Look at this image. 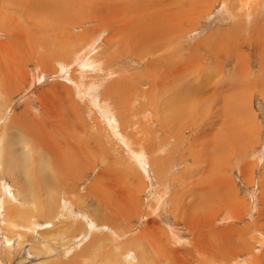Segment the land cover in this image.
<instances>
[{"label":"rangeland","instance_id":"rangeland-1","mask_svg":"<svg viewBox=\"0 0 264 264\" xmlns=\"http://www.w3.org/2000/svg\"><path fill=\"white\" fill-rule=\"evenodd\" d=\"M51 1L54 2V0ZM71 1L74 2V0ZM150 2H154V0H151ZM249 2L252 3L253 0H249ZM173 3L176 6H179V4L175 2ZM205 3L207 7L209 6L208 8L205 7L203 3H199L197 6H195L196 9L201 11V14H197V18L194 17V21H192L193 25L194 26L196 25V28L192 31V33L190 34V38L187 41V43L189 42L190 45L184 43L185 45L183 47L181 46V43H183L184 40L178 41L175 40L173 37L169 38L167 36L166 41L169 40L171 47H173V48L170 47L171 53L175 55V57L184 56V58L181 61V64L187 66V69L189 70V72H187L188 70L186 69L185 71L186 73L184 72L177 74L176 78L178 80H176L173 87H170L167 83H165V80L163 81L159 78L158 75L159 71L163 70V67L162 65H159L154 61L156 57L153 58L151 56H147V58H144V56H146L145 53L146 46L150 44L149 42H147L148 44L146 43V44L134 45L135 48L132 47V45H126L125 47L121 46L120 47L121 49L118 47L120 50L117 48V46L116 47L113 46L112 48L109 49L107 48V41L108 42L111 41V36L113 32L112 31L110 32V30L108 29V32L106 34L102 33L101 35L103 36H99L101 39L99 41L100 45L96 44V46L98 47H95L93 54L90 55L89 58H92V56L95 55L94 61L96 63L101 62L104 66V62H105L103 61L104 55L102 56L101 53H104L105 51L108 50V53L106 54H110L111 56H114L113 58L116 60V62L119 63L117 68L118 70L117 69L116 70L122 76H124L125 74L126 75H125V80L124 81L121 80L123 81L122 82L123 84L118 85L112 82L118 80L119 78L118 74H114L111 77V79H109L106 83L105 82L100 83V80L96 81L94 77L95 75H98L97 66L95 65L89 66L87 67V70H77V67L75 66V59H77L82 53L76 50L78 46L77 45L78 41L80 42V39H82V37L84 36H88L89 38H92L93 35H91L90 37L88 33L91 32L94 28L101 31L100 22L92 23L89 21L90 17H88L87 20L83 21V23L85 22V24H82V26H79V28L77 27L76 29H71L69 27V29H67L65 26H61V28H64L63 30H60L55 33H51L49 32L48 29L45 30L43 28L44 24L46 25L50 24L48 20L42 21L43 22L42 24L41 23L36 24L35 22L32 23L28 21V19L31 18L26 16V14L24 13L25 11H20L15 8H9L7 10L9 12L12 11L13 13L11 12L10 14H8L9 19L3 24L2 28L0 27V42H4L6 40V36H7L6 30L13 29L14 37H18L22 45L19 48L18 54L16 56L17 64H15L14 59L8 56L9 54L5 53V58L1 59L0 68L1 66L3 67V70L5 71L6 77L8 79L18 82L22 92H20L21 94L18 93L19 95L16 94L15 96H13L12 101L9 102H8L9 96L6 93L0 94V200H2L0 201V208H1L0 224L5 225L8 220L9 225L14 226L15 224H17L18 225L17 228L20 230L13 231V233L10 234L9 232H6L4 228L5 226L0 225V227L2 226L1 227L2 229H0V264H56V263L70 264V260L74 261L72 262V264L73 263L78 264V261L79 264H95L97 261L107 262L105 264H120V263L125 264L123 262H125L126 260L127 261L132 260L134 262L138 261L139 264H143L144 261L146 260L148 262L145 261L146 263L144 264H155L153 261L152 251L149 247L146 246L149 245L148 240L146 241V238L149 236L155 238L158 237L163 241L165 245H167V247L171 248L172 245H169L170 244L169 240L172 239L170 238L168 226L173 225L183 229V231L177 229L178 234L182 238L181 240H183L184 237L183 234H187L186 225L181 226L182 223L180 217L181 211L180 209L178 210L179 207L175 211V209H173L172 204H174V200L178 201V198L180 197L179 195H181L183 191H185L188 187H190L189 183H191L192 180L194 182L199 181L200 183H202V177L204 175L210 177H206V176H205L206 178L204 177L205 180H207L206 182L208 188L206 189V191H203L201 193L203 194L204 197V198L202 197V200H205L207 207H204L202 210L203 213L208 216H212V215L218 216V218L215 221V224L212 222V225L214 224L216 227L220 226V228H225L226 226L231 224V226L233 227L236 226L234 228H237V230L241 228L249 227L248 228L249 233L258 235L259 237L264 235V234L259 235L260 233L258 234L257 232L260 231H257V229L255 228L256 226L254 223L257 215L255 214L253 215V217H250L248 215L249 212L248 211L247 213L245 212V209L248 210L249 207L253 209L256 208L257 210L259 206L261 208L262 207L261 199L264 197V181L262 174V172L264 171V65H262V63L264 64V32H263L264 27L261 25L262 23H264L263 21L264 15L259 16L260 12L256 7L244 8L245 13L243 14V11L241 10L243 5L242 6L240 5V0L239 1L238 0H205ZM261 3H264V0L263 1L261 0L260 4ZM141 4L142 3L140 1L138 5L140 6ZM135 5L136 4L132 2L131 6L129 7H134ZM13 6H15L14 3ZM37 9L39 11L38 6ZM86 10L88 14L90 13L89 14L90 16L95 12V11L92 12L90 7H87ZM1 12L4 11L3 8L0 6V13ZM171 12L175 14L174 9L171 10ZM248 12L252 13L253 16L252 17L250 16V18L252 19L247 23V21L250 18H244V16ZM95 14L97 15V13ZM259 17H261L260 20ZM72 18H74V16ZM14 19L16 21H14ZM63 22L73 26V22H71L70 20L69 21L62 20V23ZM250 22H252L253 24H257V25H252V23L250 24L252 27L253 26L257 27V29L255 27V31L253 33H252L253 30H251L252 27L249 25ZM241 23L244 25H242ZM258 23L260 24V26ZM247 25L248 27H246ZM239 27H240V31H239ZM236 29L238 30L236 31ZM258 29H262V30L258 31ZM256 30L258 32H256ZM44 31H46L47 35L43 37L40 34L43 33ZM241 32L243 33L241 34ZM246 32L247 33L249 32L248 34L251 33V35H247ZM260 33L262 34L260 35ZM225 34L227 35V37H224L226 36ZM255 34H257V36ZM106 35H109V37L104 39ZM258 35L261 38H259ZM59 36H62L64 39H66L67 52L65 54H49L47 52V46L53 45L56 38ZM207 37H210V39ZM205 38H207L206 40L207 42L205 43V45L207 44V47L205 45L200 46L201 47L199 50L200 52L198 50H193L192 46L197 42L203 41ZM113 39H115V37ZM252 40L255 41L253 42ZM238 41L242 42L243 46L237 45ZM90 43L93 42L87 41L84 44H90ZM217 43H218V48L215 47ZM246 43L248 44V46L246 45ZM254 43L256 44L257 47L254 46L253 48ZM177 46L179 47L178 49ZM239 47L241 48L239 49ZM242 47H243V51H242ZM131 48L133 50H131ZM221 48H222V52H221ZM223 48L226 50L230 48L231 50H229V52L227 51V53H224L225 50ZM128 49L130 51H128ZM140 49L142 53L141 52L139 53ZM191 49L194 52H192ZM205 49L207 50L209 49V50L207 51ZM64 50L65 49H61V51ZM189 50L191 51V53ZM238 51L240 53H238ZM249 51H253L252 54H250L251 57L249 56ZM167 53L169 52L167 51L164 52V55L166 56ZM179 53L181 54L180 56H178ZM197 53L199 54L196 55ZM215 53L217 57L220 58L217 59ZM226 54L228 57L226 56ZM40 55L44 57L42 63L46 65L45 68H42L37 63V59ZM55 55H57V57H55ZM229 56H231L232 58ZM206 57H208L209 62L207 61V59H206L207 62H205ZM151 58L152 60H150ZM199 58L200 61L197 60ZM95 59L101 61L97 62ZM132 59L136 61L139 60L138 62L141 64L139 65L136 61L133 62ZM221 59L224 62H220ZM248 59L249 61L247 62ZM146 60L148 61V63H146ZM164 60H166L165 57ZM153 62L155 67L152 66L151 67L152 70H151L150 66L152 65ZM143 63L145 64L143 65ZM222 63H225L224 66ZM196 64L197 66L200 65L201 68H198V71L194 69L195 70L194 73V71L192 70L193 68L192 67L190 68L189 66L192 65L195 68ZM204 64H205V68H207V71L206 69L205 71H202V69L204 70ZM237 65L239 66V68ZM145 66L146 67L148 66L149 69L145 68ZM214 66H216V68H213ZM119 67L125 70L123 69L121 70L119 69ZM140 67L142 68V70ZM157 67L158 68L160 67L159 70H157ZM172 67L175 68L174 65ZM60 68H62L64 72L58 74L57 70ZM221 68H223L224 70ZM129 69L131 70L130 71L131 73L129 72ZM126 70L128 73L126 72ZM149 71H153L154 74L157 73V76L151 72L149 73ZM192 71L193 74H191ZM255 72L257 74V77L255 75ZM247 73L249 76L247 75ZM140 74L142 76H140ZM181 74H185V75L187 74L186 76L184 75L185 79L182 78L183 75L181 76ZM147 75H149L151 79ZM178 76L179 77L181 76V78H179ZM34 77H36L35 83L37 85L35 89L32 88L31 86V80ZM38 77L41 78L37 79ZM141 77L144 79V81L147 82L150 81V83L148 82L147 84L146 82L138 81V79L143 80ZM157 79H159V81ZM183 80H185L186 82ZM77 81L82 82L84 85L83 89L79 90L81 91V94L78 96H76L77 92L74 86L75 82ZM158 82L160 85L158 84ZM132 85H134V87ZM153 85L155 87H153ZM51 87L61 92L60 94L57 95L58 108L60 110V114L71 121L73 127H70L71 130L70 132L73 135H75V144L72 143L71 145L67 146L63 156V161L68 165L70 169L69 171L57 170V167L60 170H64L65 167L62 168L56 165L54 161V157L46 152V146L49 144V140L46 137H43L40 133L37 132L27 133L25 130L21 129L20 124L19 127H16L15 125V123L16 124L18 123L17 118L20 116L22 112L25 113V118H27V120L29 119L30 122L32 120H35L37 122L44 120L43 110L39 104V98L43 91L45 92L49 90ZM110 87H115V88L109 89ZM120 87L123 89H121ZM197 88L199 89V91L197 90ZM124 89L127 90L128 92L125 91ZM184 89H186L187 91L197 90L198 93H200L201 95L195 96L197 99L191 98L190 100H188V98L185 97L180 99L178 95L181 94L180 92H184L183 91ZM142 90L148 93L142 96L141 95ZM107 91L111 93L110 98L105 96ZM116 91L119 92L120 94L119 93L116 94ZM124 91L126 92L127 95L125 100L121 95ZM173 92L175 94H173ZM235 93H238V95ZM227 94L228 96L231 95V97L239 96L238 99L240 98L241 100V101L238 100V102H241V104H239V108L242 111H239V108L236 109V107H238V103L235 104L233 103L234 107L233 105H231L233 102L232 98L229 99L231 100V103L229 102V104L226 105V106L229 105V107H231L229 108L230 112L228 111V109H224L225 111L224 114L229 115V118L235 117L237 119L236 126L238 125V128H235V124H234L235 122L233 123V121H229L230 120L229 118H225L223 117L224 115L219 114V113H223L221 109L218 108H221L223 101L225 102L226 99L225 96ZM128 95L130 96L133 95V96L130 97ZM48 96L50 98H54L51 92L48 93ZM118 96L119 99L120 98L122 99L119 100ZM203 96L209 97L210 100L209 99L206 100L209 104L206 103L205 98L199 99ZM157 97L158 100L156 99ZM211 98L213 100L212 103H211L212 101ZM101 100L108 101L112 106V108L115 107L116 110L119 109L118 107L121 100H124L125 104L127 103L128 108L131 110V112L134 110L132 113L133 119L132 117H130L129 119L137 121V124H135V126L137 127L135 131L136 134L141 132L138 131V129L141 126H143L144 128V132L147 130V126H145V124L148 122V118H149L148 115L152 117L154 123L153 124L151 123L152 125L149 126H152L153 128H149L148 131L144 133L146 134L145 145H148L151 142L153 143L159 141V138L161 137L160 131H162L161 123H158L160 117H161L160 120L163 121V123L172 125V121L165 122L166 121L165 119L167 117L164 119V115L166 114L163 113L162 110L165 107H167L165 108V110L168 113L171 110V103L175 101L178 102L173 105V107L176 108L175 110H177L176 111L177 115H171L170 112L168 113L170 114L169 118L171 120L174 117V127L175 130L178 132L177 140L173 139L174 136L170 137V141L175 144V150H176V151L174 150L175 154L173 152L168 153V149L172 147L170 145L166 146L164 149H161V143L156 144L158 146L160 145L159 152L156 149L157 148L156 145H155L156 148L151 149V151H150V147L142 148L141 145V147L139 148H141V150L144 152V156H146L144 158H147V161H149L148 159H150V164L149 162L144 163V165L146 166L145 169L144 167L142 168L143 163L140 165H136L139 166V168L136 166L134 167L130 166L128 164V160H130V162L133 163L134 165L133 160L129 158L128 153L124 149H121L119 147V145L117 144L118 141H116V140H120L119 138H121V135L119 134L118 132L119 130L117 127L118 124L120 123L119 117L116 116L115 118L111 113L107 112L106 110H102L99 105V102H101ZM132 100L134 101V104H132L133 103ZM127 101H129L130 103ZM168 101L170 102L168 103ZM194 102H196V105L194 106L195 108L194 107L191 108V105L195 104ZM114 103L117 104L114 105ZM152 103L155 104L156 106L155 105L153 106ZM157 104L159 107L157 106ZM181 104L183 106L187 105V107H183ZM206 104L208 106H205ZM141 105L144 110L140 107ZM242 106H244V108L247 107L245 112H243ZM152 107L157 108V110L158 109L159 110L156 111ZM206 110L208 113H206ZM144 111L149 114L148 115L146 114V116L142 115V112ZM184 111L186 113H183ZM237 112L239 115L237 114ZM242 113L246 114L244 115L246 118L242 117L243 116ZM102 114H105L106 117H103ZM239 116L242 117L244 120L242 119L239 121L240 119ZM233 118L231 120H235ZM225 119H228L227 125L228 122L230 123L232 122L234 124V125L230 124V126L228 125L230 129L228 128L227 125L223 124L225 123L224 122ZM101 120H103L106 126H108L109 123H111L114 127H117L116 131L118 132L117 136L119 137H116V139L112 137L113 136L112 132L114 129H108V128L106 129L102 124L100 130L94 131L93 121L100 123ZM14 125L15 128L11 129V127H13ZM240 125L242 128H240ZM90 126L92 127L91 133L88 132L89 131L88 128H90ZM243 128L245 129L249 128V130L254 131L255 135L252 136L254 133L253 134L251 133V135L249 136L250 138L247 136V139L246 137L243 138L242 136H239L240 135L239 132ZM80 129H85L86 131L88 130L87 133L88 134L90 133L88 135L90 137L86 136L85 131L83 130L81 131ZM57 130L58 129H51L50 132L49 129L47 135L51 136L53 134L55 138L60 141L64 133L57 132ZM155 132H158L157 134L158 141L157 140L154 141L153 140L155 139L154 136L149 135V133L153 134ZM233 132L235 134V137H232L231 139V137L227 135L233 134ZM56 133L58 136L56 135ZM83 135L84 138L86 137L85 140L86 146L91 147L92 152L88 153L87 151H82L83 149L79 150L78 148H76L81 143L80 139H82ZM93 135L97 137V140H100V138L102 140L104 137H112V139L111 138L110 139L111 140L114 139L113 140L114 142L106 144V149L109 153V156L112 159L113 164L115 163L114 166L111 163V170L109 171H105L106 167L104 166L102 161L98 159L100 155L97 154L99 151L95 149L98 146L95 145L96 139L94 138ZM12 138L14 139V141H10ZM148 138L150 140L152 138L153 139L150 142ZM212 138L220 141L222 140L223 141V142L221 141L222 147L219 144L220 142H218V144L220 145V146L218 145L219 147L217 145L215 146V144L210 140ZM235 138H237L236 140L238 141V144H236V146L238 145V147H240L243 145L245 151L247 152V155L245 151L242 150L243 148H240L241 150L237 149L236 151L231 148L233 142L236 141V140L234 141ZM63 140H65V137L62 138V141ZM246 140L253 141L250 142L253 143L251 147L249 146L250 145L249 142L248 144H246L247 143ZM102 145L105 146L104 144ZM219 148L223 150L222 153H219L221 151ZM73 149H75V163L71 160L73 156ZM184 150L186 151V155L188 156L187 158L190 160V161L188 160V162L186 161L185 163L181 158V151ZM12 151L20 156H30L31 158H33L34 160L33 169L31 171H25V174L28 176L25 175L23 176V173H21L22 176V177L20 176L21 179L18 178V173L16 170L17 169L16 167H18V165L13 162L14 159H10L11 158L10 154ZM93 151L96 152L93 153ZM153 151H155L154 152L155 154H152ZM241 151H243L244 153L243 155ZM77 152L79 153L81 152L80 155ZM81 154L86 156V159H83L85 163H82L83 160H81L80 157L83 155ZM191 154L193 157L191 156ZM151 155L152 156L155 155V157H152ZM156 155L158 158L160 157L163 158L165 162L162 159L163 160L162 164L160 165L156 164V160H157ZM201 155L204 156L202 157ZM7 156L9 158V161L13 165L10 166V168H12L13 170L9 168H5L3 164L4 160L7 159ZM194 156H196V159ZM9 161L7 162V165ZM194 161L197 162L195 163ZM246 163L247 165L250 164L248 166H250V168L252 169L251 170L252 173L249 172L250 174L248 176L242 173L243 171H241L243 164ZM241 164L242 166L240 168ZM213 165L215 167L214 170H213ZM29 166L30 165L28 164V167ZM186 166L192 170L187 172ZM197 166H199L197 168L198 170L194 169V167ZM217 166L219 167V170ZM251 166L252 167L254 166L255 170H253L254 167L252 168ZM94 167L96 168L93 169ZM74 169H75V179L73 181L70 180L69 178H71L70 175H74ZM183 170H185L186 172ZM211 170L215 174L211 172ZM217 171H220L221 176L224 177L225 182L227 184L226 186L228 192L232 191L231 193H234L238 197V199L244 203L243 209H242V205H240L236 209L237 215L241 214L242 212L244 213V217H245L244 220L239 223L234 224L235 222L230 220L226 222L227 217L229 216L230 218V214L223 207L222 196H220L219 199L221 200L222 203L216 202L217 191L220 192L221 189L215 188L217 186L213 185L215 181L212 179L211 176L217 175L218 173ZM9 172L11 175L9 174ZM198 172H199V176H198ZM101 174L108 175V178H104L103 180L107 185L110 186L108 188V193L111 195L116 194L119 198L117 200L116 205L108 203L109 205L107 206L106 210H104V199L103 202H101V200L97 201L94 199V196L90 192L91 190L90 188L96 184L93 182L98 181L96 177L98 178L101 177L102 176ZM210 178L212 179V181H210ZM102 179L103 178H101V180ZM29 180L31 181L27 187L28 194L25 195V198L28 202L27 208L25 209L23 207H17V209L12 211V215H10L9 218L7 219L6 217L7 203H5V201L7 200L8 202H11L12 200L10 199V197L12 196V194L19 196L24 195L25 191L21 190L20 187L21 186L26 187V184ZM229 186L231 190L228 188ZM2 188L5 190L8 189V194L10 197L6 196L5 198L4 195H2ZM36 193H39L40 195H37ZM127 193H129V199H126L124 197V194ZM158 193H164L165 205H162V210L165 215V218L161 219L164 222H157L153 220V217L151 215L149 219L146 218L145 216L147 212L149 213L150 204L155 200L158 201L157 200ZM173 196H174V200L172 201L171 199H173ZM187 200L188 199L184 200L183 198L182 201L185 203ZM45 201L50 206L53 205L55 201L56 206L55 209L47 208L46 215H42L40 213L38 206L40 205V203H44ZM212 205L213 207H208ZM59 206L60 207L69 206L70 212L72 214L74 215L79 214V216L81 215L82 218L84 219L81 221V225L79 226V228L78 227L76 228L75 232L74 231L71 232L67 228L61 227L64 224L61 218L69 219V217L65 213L60 212ZM176 215L178 216V219L176 218ZM28 221H33L36 224V228H28L26 226V223ZM76 225L78 224L76 223L75 226ZM210 226L211 223H206V219H205V224L202 225L201 230H203L205 227H210ZM40 232L42 234H40ZM144 233H146L145 238L143 237ZM201 233L202 231H198L194 234L199 235ZM240 237H242V235ZM199 239L202 240L200 235H199ZM190 240L192 241V237L185 240L184 241L185 243L183 242L178 243L180 247L177 249V251H181L180 253L185 254V252L182 251V249L187 250L190 247H186L183 245L186 244V242H190ZM207 244L214 245L212 241L208 242ZM86 245H89V247H86ZM187 245H192V244H187ZM262 247H264V245H262ZM65 249L70 250V252L65 254L66 251ZM258 249L259 248L257 245L255 251L256 252L258 251L257 255L262 258V254H259V252H261V249L260 250ZM148 252L151 255L147 256L146 254ZM144 254H145L144 257L145 259L143 258ZM117 257L119 260L117 259ZM123 257L124 258L126 257L128 259L126 258L124 259ZM156 257H157V253H156Z\"/></svg>","mask_w":264,"mask_h":264},{"label":"bare ground","instance_id":"bare-ground-1","mask_svg":"<svg viewBox=\"0 0 264 264\" xmlns=\"http://www.w3.org/2000/svg\"><path fill=\"white\" fill-rule=\"evenodd\" d=\"M16 1L18 2V4H17ZM140 1H141L142 4L139 6L138 3ZM150 1L151 0H103V1L102 0H94V1H92V0H74V2H75L74 3L71 0H54V2H52L51 0H21V1H19V0H0V6L3 8V11H4V12H1L0 13V27L2 28L3 24L9 19L8 18V14H10L12 12V11L11 12L7 11L9 8H15V9L20 10V11H25L24 13L26 14V16L29 17V18H31V19H28V21H30L32 23L35 22L36 24H39V23L42 24L43 23L42 21L48 20L50 24L49 25L44 24L43 28L45 30L48 29L49 32H51V33H55V32H58L60 30H63L64 28H61V26H65L67 29H69V27L71 29H76L77 27L79 28V26H82V24H85V22L83 23V21L84 20H87L88 17H90L89 18V21L90 22H92V23L100 22V25H101L100 26V29H101V31H99L98 29H95L94 28L91 32L88 33V35H90V37H91V35H93L92 38H89L88 36H84V37H82V39H80V42L77 40L78 41V44H77L78 46H77V49L76 48H74V49L82 52L81 55L77 59H75V66L77 67V70H87V67L95 65V66H97V73H98V75H95L94 76L96 81L97 80H100V83H104V82L106 83L109 79H111V77L114 74H118L119 75L118 80L112 81V82L113 83H116L118 85L119 84H123L122 82L125 80V75L126 74L124 76H122L117 71L118 70L117 68H118L119 63L116 62V60L113 58L114 56H111L110 54H106V53H108V50L105 51L104 53H101L102 56L104 55L103 56V61H105L104 62V66L105 67L103 66V64L101 62H99L101 60H96L95 59L99 63H96L94 61L95 55L92 56V58H89V56L93 54V51L95 50V47H98V46H96V44L100 45L99 41L101 39H100L99 36H103V35H101L102 33H105L106 34L108 32V29H109L110 32L111 31L113 32V34L116 33L114 35L112 34L111 41H110L111 43L107 41V48H109V49L112 48L113 46H115V47L117 46V48L118 47L120 48L121 46H124L125 47L126 45H132V47H134V45L146 44L147 42H149L150 44L147 43L148 45L146 46V52H145L146 53V56H144V58H147V56H151L153 58L156 57V59H154V61L157 64L162 65V67H163V70H160L159 71V74H158L159 75V78L161 80H163V81L165 80V83H167L170 87H173L174 84H175V82H176V80H178L176 78L177 74L184 73L186 71V69H187V66H184V65L181 64V61L184 58V56H180L181 55L180 54L181 52L178 54V56H180V57H175V55H173L171 53V48H173V47H171V44H170L169 40L166 41L167 40V36L169 38L173 37L175 40H178V41H183L184 40V42L181 43V46H183V47H184L185 44L190 45L189 42L187 43V41L190 38V34L192 33V31L196 28V25L194 26L192 21H194V17L197 18V14H201V11L198 10V9H196L195 6H197L199 3H203L205 5V7H207V5L205 3V0H154V2H150ZM132 2H134L136 5L134 7H129V6H131V3ZM173 2L179 4V6H176ZM260 2H261V0H253L252 3H250L249 0H240V5L241 6L243 5L242 8H241V10L243 11V14L245 13V9L244 8L256 7L259 10V12H260L259 13L260 15L259 14L258 15L259 16L264 15V3H261L260 4ZM13 3L15 4V6H13ZM53 3H55V4H53ZM37 6L39 8V11L37 9ZM54 7H56V8H54ZM87 7H90V9L92 10V12L95 11L93 14L97 13V15L96 14L95 15L92 14L90 16L89 15L90 13L88 14V12L86 10ZM173 9L175 10V14L171 12V10H173ZM73 16H74V18H72ZM250 16L252 17L253 14L250 13V12H248L244 16V18H250ZM260 18L261 17H259V20H260ZM251 19L252 18H250L247 21V23ZM62 20H68V21L70 20L71 22H73V26H71V25H69L68 23H65V22L62 23ZM14 21H16V20L14 19ZM251 23L252 22H250L249 25ZM242 25H244V24H242ZM252 25H257V24H253L252 23ZM261 25L264 27V23H262ZM259 26H260V24H259ZM246 27H248V25ZM253 27H252L253 29L251 28V30H253L252 33L255 31V27L256 26H253ZM263 27H260V28H263ZM175 29H177V30H175ZM256 29H257V27H256ZM237 30L238 29H236V31ZM260 30H262V29H258V31H260ZM239 31H240V27H239ZM243 31H245V30H243ZM258 31L256 30V32H258ZM6 32H7L6 40L4 42H0V62H1V59L5 58V53H7V54H9L8 56H10L12 59L15 60V64H17V58H16V56L18 54V50L21 47L22 43L19 41L18 37H14V31H13V29H7ZM242 33L243 32H241V34ZM248 33L246 32L247 35H251V33L250 34H248ZM262 33H260V35ZM40 35L44 37L45 35H47V33H46V31H44ZM255 35L257 36V34H255ZM107 37H109V35H106L104 37V39H106ZM114 37H115V39H113ZM224 37H227V35L224 36ZM207 38L210 39V37H207ZM207 38H205L203 41H200V42H197L196 44H194L192 46L193 50H198L199 51L200 48H201L200 46L205 45V43L207 42L206 41ZM259 38H261V37L259 36ZM250 39H251V37H250ZM256 39H257V37H256ZM23 40H24V38H23ZM261 40H263V39H261ZM87 41H90V42H93V43L84 44ZM66 42H67L66 39H64L62 36L57 37L53 45H48L47 46V52L49 54H65L67 52ZM247 43H248V41H247ZM247 43H246V45L248 46ZM237 45H239V46L242 45V42L238 41ZM205 46L207 47V44ZM205 46H204V48H205ZM254 46H256L255 43L253 44V48H254ZM144 47H142V48H144ZM215 47L218 48V43L216 44ZM4 48H5V50H4ZM178 48L179 47L177 46V49ZM240 48L241 47H239V49ZM61 49H65V50L64 51H61ZM118 49H116V50H118ZM141 49H140L139 53L141 52ZM131 50H133V49L131 48ZM193 50H192V52H194ZM205 50H207V49H205ZM224 50H225L224 53H227V51L229 52V50H231V49L228 48L227 50L226 49H224ZM246 50H247V47H246ZM122 51H123V49H122ZM125 51H126V49H125ZM128 51H130V50L128 49ZM166 51L169 52V53H167V55L165 56L164 55V52H166ZM239 51H238V53H240ZM242 51H243V47H242ZM221 52H222V48H221ZM252 52L253 51H249V56H250V54H252ZM190 53H191V51H190ZM224 53H222V54H224ZM198 54L199 53H197L196 55H198ZM107 55H109V56H107ZM116 55H117V53H116ZM141 55H144V54H141ZM215 55H216V53H215ZM136 56H137V54H136ZM218 56H220V55H218ZM226 56H227V54H226ZM55 57H57V55H55ZM140 57H143V56H140ZM164 57L166 58V60H164ZM210 57H211V55H210ZM216 57H217V55H216ZM216 57H215V59H216ZM229 57H231V56H229ZM43 58L44 57L42 55H40L38 57V59H37V63L42 68H45L46 65H44L42 63ZM148 58H150V57H148ZM218 58H220V57H217V59ZM161 59H162V61H161ZM206 59L208 61V57L205 58V62H207ZM147 60H146V63H148ZM150 60H152V58ZM197 60L200 61V58L197 59ZM227 60H228V58H227ZM132 61L135 62L136 60H133L132 59ZM138 61H136V62L140 65L141 63H139ZM164 61H165V64H164ZM195 61H196V59H195ZM233 61H236V60H233ZM248 61H249V59L247 60V62ZM220 62H224V61L221 59ZM243 62H244V60H243ZM97 64H100V65H97ZM144 64L145 63H143V65ZM197 64H198V62H197ZM197 64L195 65V68L192 65L189 66L190 68L191 67L193 68L192 70L194 71V73H195V70L194 69H196V71H198V68H201V66L200 65L197 66ZM222 64L224 66L225 63H222ZM244 64H245V62H244ZM173 65L175 66V68L172 67ZM234 65H236V64H234ZM246 65H249V64H246ZM262 65H264V64L262 63ZM152 66H154V62L150 66V69H151ZM142 68H141V70H142ZM145 68H148L149 69L148 66L147 67L145 66ZM159 68L157 67V70H159ZM213 68H216V66H214ZM238 68H239V66H238ZM119 69H121V68L119 67ZM205 69L207 71V68H205V64H204V70L202 69V71H205ZM221 69H223V68H221ZM123 70H125V69H123ZM130 71L131 70L129 69V72ZM193 71H192L191 74H193ZM208 71H209V69H208ZM63 72L64 71L62 70V68H60V69L57 70V73L58 74L63 73ZM126 72H127V70H126ZM150 72L153 73V71H149V73ZM187 72H189V70ZM141 74H140V76H142ZM154 75L157 76V73L154 74ZM184 75L185 74H181L182 78H184ZM247 75H248V73H247ZM255 75L257 77L256 72H255ZM127 76H128V74H127ZM147 76L150 77L149 75H147ZM181 76L180 77L178 76V77L181 78ZM258 77H259V75H258ZM40 78L41 77H38L37 79H40ZM147 79H145V80H147ZM150 79H151V77H150ZM35 80H36V77H34L31 80V86L34 89H35V87H37V85L35 83L36 82ZM121 80H123V81H121ZM157 80L159 81V79H157ZM138 81H140V82L143 81V82H146L147 84H148V82L150 83V81L147 82V81H144V79L143 80L138 79ZM183 81H185V80H183ZM71 83H73V82H71ZM155 83H157V82H155ZM158 84H159V82H158ZM163 84H164V82H163ZM74 86H75V89H76V92H77L76 96L80 95L81 94V91H79V90L80 89H83V87H84L83 83L80 82V81H77V82H75V85ZM132 86L134 87V85H132ZM142 86H143V84H142ZM151 86H150V88H151ZM153 87H155V86L153 85ZM196 87H198V86H196ZM32 88H31V90H32ZM114 88L115 87H110L109 89H114ZM121 89H123V88H121ZM158 89H159V87H158ZM197 90L199 91L198 88H197ZM197 90L196 91H187L186 89H184L183 90L184 92H180L181 94L178 95V97L180 99H182L183 97H185V98H188V100H190L191 98L197 99L195 96H200L201 95L200 93H198ZM117 91H116V94L119 93ZM125 91H127V90H125ZM125 91L121 94L122 97L124 98V100L127 97ZM20 92H22V90H21L18 82L8 79L6 77L5 71L3 70V67L1 66V68H0V94L6 93L9 96L8 97V102H9V101H12L13 96H15L16 94H18ZM49 92H51V94L54 96V98H50L48 96V93ZM133 92H135V91H133ZM191 92H194V93H191ZM60 93L61 92L59 90H56V89H54L52 87L49 90H47L45 92L43 91L41 93L40 98H39V104H40V106L42 107V110H43L44 120H42L40 122H37V121L31 119L32 121L30 122L29 119L27 120V118H25V113L22 112L20 114V116L17 118L18 123L17 124L15 123V125H16V127H19V124H20L21 125V129L22 130H25L27 133L37 132V133H40L43 137H46L49 140V144L46 146V152L49 153V154H51L54 157V161H55L56 165H58L59 167H62V168L65 167L64 170H60L57 167V170L58 171H69L70 169H69L68 165L63 161V156H64V153H65L66 147L69 146V145H71L72 143L75 144V135H73L70 132L71 131L70 130V127H73L71 121L68 118L63 117L60 114V110L58 108V99H57V97H58L57 95L60 94ZM146 93H148V92L142 90L141 95L143 96ZM112 94H115V93H112ZM155 94H157V93H155ZM173 94H175V93L173 92ZM235 94L238 95V93H235ZM105 96L110 98L111 93L109 91H107L106 94H105ZM128 96H130V95H128ZM131 96H133V95H131ZM174 96H173V98H174ZM138 97H135V98H138ZM238 97L239 96H232L231 97V95L228 96V94H227L225 96V98H226L225 99V102L223 101L222 102L223 104L221 105V108H218V109H221V111L223 113H219V114L224 115L223 117H225V118H229V115L224 114L225 113L224 109H228V111L230 112L229 108H231V107H229V105L226 106L227 104H229V102L231 103V100H229L230 98H232V100H233V102H232L231 105H233V103L234 104L235 103H238V107H236V109L239 108V104H241V102H238V100L239 101H241V100H240V98L238 99ZM202 98H205V101L207 99H209L208 96H203V97H201L199 99H202ZM118 99H119V96H118ZM120 99H122V98H120ZM128 99H129V97H128ZM156 99L158 100V97ZM245 99H246V97H245ZM112 100H114V99H112ZM124 100H121V102L119 104V107H118L119 108L118 110H116L115 107H113V108H115V109H113L112 106L110 105V103L108 101H102L101 100V102H99V105H100V107H101L102 110H106L107 112L111 113L115 118H116V116L119 117L120 123L118 124L117 127H118V130H119L118 132L121 135V138H119L120 140H116V141H118L117 144L119 145V147L121 149H124L128 153L129 158L132 159L133 162H134V165H133V163H131L130 160H128V164L130 166L134 167L136 165H140V164L143 163L142 168L144 167V169L146 167L144 165V163L149 162V164H150V159H148L149 161H147V158H144V157H146V156H144V152L141 150V148H139V147H141V145H142V148L143 147H150V151H151V149H154V148L157 147L156 149H157L158 152L160 151V145L158 146L156 144H160L161 143V149H164L166 146H169L170 145L172 147L170 149H168V153L169 152H173L175 154V152H174V150H175V144L170 141V137L174 136L173 139L177 140V138H178V132L175 130V127H174V117L171 120L169 118V115L170 114H168V113L170 112L171 115H177V112H176L177 110H175L176 108H174L173 105L175 103H178V102L175 101V102H172L171 103V110L168 113L165 110V108H167V107H165L162 110V112L167 115V116L164 115V119L167 117L165 119L166 121L164 119L163 120L165 122H167V121H170L171 122L172 121V125L171 124H167V123L166 124L163 123V121L160 120L161 119V117H160L159 120H158V123H161L162 131H160L161 137L159 138V141L157 140V138H158V136H157L158 132H155L153 134H150L149 133V135L154 136V138H155V139H153V138L152 139L154 141L157 140L158 142H153L152 143L151 142L152 139L150 140L148 138V140H150L151 143L148 144V145H145V136H146V134H144V133H146L149 128H153L152 126H149V125H152L154 123V120H152V117L150 115H148L149 113H147L145 111L142 112V115L146 116V114H147L149 116L148 122L146 120L147 123L145 124V126H147V130L144 132V128H143V126H141L138 129V131H141V132H139L138 134H136L135 131H136V128L137 127L135 126V124H137V121L136 120L129 119L130 117H132V113H133L134 110L131 112V110L128 108L127 103L125 104ZM160 100H162V99H160ZM211 100H212V98H211ZM127 102H129V101H127ZM143 102H145V101H143ZM169 102L170 101H168V103ZM212 102H213V100L211 101V103ZM181 103H182V101H181ZM194 103H195L194 105H191V108H193L196 105V102H194ZM206 103H208V102L206 101ZM116 104L114 103V105H116ZM132 104H134V101H133ZM152 105L154 106L155 104L152 103ZM184 105H186V104H184ZM213 105H214V103H213ZM157 106H158V104H157ZM205 106H208V105L206 104ZM140 107L142 108V105ZM183 107H187V105L186 106H183ZM197 107H198V105H197ZM233 107H234V105H233ZM240 107H241V105H240ZM152 108L154 110H156V111L159 110V109L157 110V108H154V107H152ZM242 108H243V112H245L247 107L244 108V106H242ZM128 110H129V113H128ZM180 110H183V109H180ZM186 110H187V108H186ZM185 111L183 113H186ZM239 111H242V110H240V108H239ZM206 113H208L207 110H206ZM237 114H238V112H237ZM102 115H103V117H106L105 114H102ZM244 115H246V114L244 113L242 117H245ZM155 116H157V115H155ZM242 117H240L239 121L243 119ZM232 118L233 117L229 118L230 119L229 121H233V123L235 122L234 123L235 124V128H238V125L236 126V122H237L236 120L237 119L234 117L233 119H235V120H231ZM132 119H133V117H132ZM227 121H228V119H225V121H224L225 123H223V124L227 125ZM233 123L232 122L231 123L228 122V125L230 126V124L232 125ZM101 124L104 125V127L106 129L107 128L108 129H114L113 132H112L113 136L111 135L112 137H114L115 139H116V137H119V136H117V133H118L116 131V128L117 127H114L111 123H109V125L106 126L105 123L103 122V120H101L100 123H98L96 121H93V125H94V129L93 130L94 131L95 130H100L101 129ZM15 125L13 127H11V129L12 128H15ZM127 126H129V127H127ZM229 126H228V128H229ZM240 128H242L241 125H240ZM49 129H50V132H51V129H58L57 132H63L65 135L63 134L62 135V138L65 137V140L62 141V138H61V140L59 141V140H57L55 138V136L53 134L51 136L47 135ZM91 129H92V127L90 126V128H88L89 131L88 130L87 131L91 133ZM80 130L81 131L82 130L85 131L86 136H88L90 134V133L88 134L85 129H80ZM235 130H237V129H235ZM125 131H126V133H125ZM231 131H234V130H231ZM241 131H242V133H241ZM241 131L239 132L240 133L239 136H242L243 138L246 137V139H247V136L249 137L251 135V133L252 134L254 133V131L249 130V128H246V129L243 128V129H241ZM68 132H70V133H68ZM233 134H234V132H233ZM233 134H230V135H227L226 134V135L227 136H230L231 139H232V137H235V134L234 135ZM56 135H57V133H56ZM218 135H220V134H218ZM221 135H222V133H221ZM254 135H255V133L252 136H254ZM216 136H217V134H216ZM88 137H90V136H88ZM112 137H104L102 140H101V138H100V140H97V137L94 136V138L96 139V142H98V143L95 142V145L98 146L95 149H97L99 151V152L97 151L98 152L97 154L100 155V157H98V159H100L102 161V163L104 164V166L106 167V170L104 169L105 171L111 170V163L113 164V161L110 158L109 153H108V151L106 149V144H109L111 142H114L113 141L114 139L111 140ZM148 137H150V136H148ZM220 138H218V139H220ZM59 139H60V137H59ZM236 139L237 138H235L234 141ZM85 140H86V137L84 138V135H83L82 136V139H80L81 143L76 148H78L79 150L80 149H83L82 151H87L88 153L89 152H92V148L86 146ZM175 140H174V142H175ZM210 140L215 144V146L216 145L218 146L220 144L221 147H222V144H221V141L222 140L220 141V140H216L214 138H212ZM10 141H14V139L12 138ZM218 142H220V143L218 144ZM246 142H247L246 144H248V142L250 143V142H253V141L252 140L251 141H247L246 140ZM227 143H228V141H227ZM102 144H104L105 146H103ZM193 144H195V143H193ZM236 144H238V141L237 140L235 142H233V145H231V148L233 150L236 151L237 149L243 148L242 150L245 151L243 145L240 146V147H238V145L236 146ZM252 144L253 143H250L249 146L251 147ZM155 145H156V147H155ZM192 146H191V148H192ZM223 147H225V146H223ZM177 150H179V149H177ZM243 151H241L242 152V155L244 154ZM94 152H96V151H93V153ZM154 152L155 151H153L152 154H155ZM222 152H223V150H221L219 153H222ZM77 153H79V152H77ZM80 153H79V155H80ZM148 153H149V151H148ZM245 153L247 155V152L246 151H245ZM11 154H10V157H11L10 159H14L13 162L18 165V167H16L17 168L16 170H17V173H18V178L21 179L20 178L21 173H23V176L24 175L25 176H28V175L25 174V171H31L33 169V167H34V160H33V158H31L30 156H20V155L16 154L13 151L11 152ZM81 155H83V154H81ZM157 155H156V158H157L156 164L160 165V164H162V162H163L164 159L161 158V157L158 158ZM191 156H192V154H191ZM152 157H155V155L152 156ZM187 157L188 156L186 155V151L185 150L184 151H181V158L183 159L184 163L186 161L188 162L189 159ZM194 157L196 159V156H194ZM15 158H16V160H15ZM80 158H81V160H83V159H86V156L83 155ZM71 160L75 163V149H73V156H72ZM107 160H109V161H107ZM8 161H9V158L7 156V159L4 160L3 164H4L5 168L12 169V168H10V166H13V165H12V163L10 161H9V163L7 165V162ZM179 161H180V159H179ZM164 162H165V160H164ZM194 162L196 163L197 161H194ZM82 163H85V161L83 160ZM28 164L30 165L29 167H28ZM114 165H115V163L113 164V166ZM214 165H215V162H214ZM214 165H213V170L215 168ZM248 165H250V164H248ZM248 165H247V163L246 164H243V166H242V164L240 165V168L242 166V168H241V171H243L242 173L246 174L247 176L250 174L249 172H251V170H252L250 168V166H248ZM88 166H89V164H88ZM148 166H150V165H148ZM136 167L139 168V166H136ZM198 167L199 166L194 167V169L198 170L197 169ZM95 168L96 167H94L93 169H95ZM217 168L219 170V167L218 166H217ZM186 169H187V172H189L190 170H192V169L188 168L187 166H186ZM253 170H255V167H254ZM183 171H185V170H183ZM199 172H198V176H199ZM211 172H213V171L211 170ZM217 172H218L217 175H213L214 178H213V176H211L212 179L215 181V183L213 185L217 186L215 188L221 189L220 192L217 191V194H216L217 200H216V202H221V200H219V199H220V196H222L223 197V199H222V201H223V207L230 214V218L228 216L227 219H226V222L228 220H230V221H234L235 222L234 224L239 223V222L243 221L245 217H244V213H242V212H241V214L237 215L236 209L240 205H242V209H243L244 208V203L241 200H239L238 197L234 193H231L232 191H229L228 192L227 186H226L227 184L225 182L224 177L221 176L220 171H217ZM9 174H10V172H9ZM191 174H193V173H191ZM253 174H254V172H253ZM262 174H263V181H264V171L262 172ZM101 175L102 176L99 177V178L96 177L98 181L93 182V183H96V184L93 185L90 188L91 189L90 192L94 196V199L95 200H97V201H100L101 200V202H103V199H104V210H106L107 209V206L109 205L108 203L116 205L117 200L119 198H118V196L116 194L111 195V194L108 193V188L110 186L107 185L103 181L104 178H108V175H104V174H101ZM205 176L206 175H204L202 177V183H200L199 181H195L194 182L192 180L193 182L191 181V183H189V186L190 187H188L185 191H183L181 193V195H179L180 197L178 198V201H175L174 200V196H173V199H171L172 201L174 200V204H172L173 205V209H175V211H176V209L179 207L178 210L180 209V211H181L180 212V217H181V220H182L181 226L186 225L187 234H183L184 235L183 240H181L182 238H181V236L177 232L178 230L183 231V229L182 228H179L177 226H173V225L168 226L169 227L170 238L172 239V240H169V243H170L169 245H172L171 248L170 247H167V245H165L163 243V241L160 238H158V237L155 238V237L149 236V237L146 238V241L148 240V243H149V245H146V246L149 247L151 249V251H152V256H153L154 263L155 264H264V247H262V245H264V235H263L264 234V197L261 199V206L262 207L260 208V206H259L258 210L256 208L253 209L251 207H249L248 210L245 209V212L246 213H247V211L249 212L248 215L250 217H253V215H255V214L257 215L256 216V219H255V223H254L255 226H256L255 228L257 229V231H260V232H257V233L258 234L260 233L259 235H263V236L259 237L258 235L249 233V231H248V228L249 227L241 228V229H238V230H237V228H234L236 226L233 227V226H231V224L228 225V226H226L225 228H220V226L219 227H216L214 224H215V221L218 218V216H216V215L208 216V215L204 214L203 213V210H202L204 207H207V206H206L205 200H202L203 194L201 192L206 191V189L208 188V185H207V182H206L207 180H205V178L206 177H210V176H206V177ZM70 177L71 178H69V179L74 181V179H75V169H74V175H70ZM101 178H103V179L101 180ZM212 179L210 178V181H212ZM30 181L31 180H29L27 182L26 187H22V186L20 187L21 190L25 191L24 195H22V196L12 194V196L10 197L9 194H8V189L5 190V189L2 188V195H4L5 198H6V196L7 197H10V199L12 200L11 202H8L7 200L5 201V203H7V210H6L7 211V215H6L7 219L9 218L10 215H12V211L15 210V209H17V207H23L25 209L27 208L28 202H27V200L25 198V195L28 194L27 193V187H28ZM247 183H248V181H247ZM228 188L230 189V186ZM36 194L37 195H40L39 193H36ZM174 194H176V193H174ZM124 197L126 199H129V193L124 194ZM183 198H184V200L185 199H188V200L184 203L182 201ZM157 200L158 201L155 200L154 202H152L150 204V206H149V213L147 212L145 214V216H146V218L149 219L150 218V215H151L153 217V220H155L157 222H164L163 220H161V219L165 218V215H164L163 210H162V205H165V203H164V193H158L157 194ZM0 201H2V200H0ZM12 202H13V204H12ZM8 204H11V205H8ZM213 205L212 206H208V207H213ZM55 206H56L55 205V201H54L53 205H51V206L49 204H47V202L45 201L44 203H40V205L38 206V208H39L40 213L42 215H46L47 208L55 209ZM59 209H60V212L65 213L69 217V219L61 218V220L64 222V224L61 227L67 228L71 232L72 231L75 232L76 231V228L77 227L79 228V226L81 225V221L84 220L82 218V216L81 215L79 216V214H75V215L72 214L70 212V207L69 206H64V207L63 206L62 207L59 206ZM254 210H256V211H254ZM172 212H174V211H172ZM206 213H208V212H206ZM176 218L178 219V216L177 215H176ZM205 219H206V223H211V226L210 227H205L203 230H201L202 225L205 224ZM59 220H60V218H59ZM114 220H116V219H114ZM223 221H225V220H223ZM212 222L214 223L213 225H212ZM74 223L75 224L77 223L78 225L75 226ZM173 223H175V222H173ZM117 224H119V223H117ZM0 225H3V224H0ZM3 226H5L4 228H5L6 232H9L10 234L13 233V231L20 230V229L17 228V226H18L17 224H15L14 226L9 225L8 220H7L6 224L3 225ZM26 226L28 228H36V224L33 221H28L26 223ZM1 227H0V229H2ZM47 227H49V226H47ZM88 228H89V225H88ZM198 231H202V233L199 234L201 236L202 240L199 239V235H195L194 234V233H196ZM41 232H40V234H42ZM241 235H242V237H240ZM143 237L144 238L146 237V233L143 234ZM190 237H192V241L190 240V242H186V244L183 245V246H186V247H190L187 250L182 249V251H184L185 254L184 253H180L181 251H177V249L180 247V245H178V243H180V242L185 243L184 241L187 240ZM71 238H73V237H71ZM210 241H212L214 245L207 244ZM187 244H192V245H187ZM257 245H258V248H259L258 250L261 249V252H259V254H262V258L257 255V252L258 251L257 252L255 251V249L257 248ZM86 247H89V245H86ZM65 250H66L65 251V254H67V253L70 252V250H68V249H65ZM166 250H168V251H166ZM156 253H157V257H156ZM145 254H144L143 258L145 257ZM146 255L149 256L151 254L148 252ZM75 256H77V255H75ZM126 257H128V256H126ZM241 257H243V258H241ZM139 258H140V255H139ZM117 259H118V257H117ZM117 259H116V261H117ZM126 259H128V258H126ZM145 261H144V263L148 262V261H146V262ZM72 262H74V261L70 260V264H72ZM80 262H82V261H80ZM118 262H120V261H118ZM105 263H107V262L97 261L95 264H105ZM123 263H125V264H139L138 261L137 262H134L132 260L131 261H127L126 260ZM56 264H58V263H56ZM78 264H79V261H78ZM120 264H122V263H120Z\"/></svg>","mask_w":264,"mask_h":264}]
</instances>
